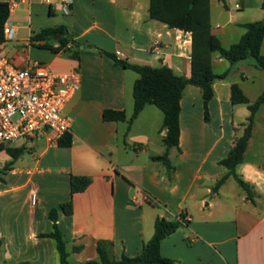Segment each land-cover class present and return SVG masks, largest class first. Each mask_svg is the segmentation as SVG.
I'll return each instance as SVG.
<instances>
[{
	"label": "crops",
	"instance_id": "obj_1",
	"mask_svg": "<svg viewBox=\"0 0 264 264\" xmlns=\"http://www.w3.org/2000/svg\"><path fill=\"white\" fill-rule=\"evenodd\" d=\"M9 1L18 0H0ZM72 1L69 15L59 11L61 0H51V4L35 1L11 9L9 21L16 37L5 40L4 36L0 42V55L18 68L28 61H40L56 74L74 70L81 74V89L63 110L71 120L70 133L50 141L53 133L48 131L26 144L0 148V171L13 163L6 174H0V264H62L56 239L44 236L54 232L53 209L60 212L58 227L70 264L97 259L101 241L108 244L114 259L124 254L137 256L154 236L158 218L181 216L185 217L182 226L161 246L162 254L177 264H264V147L258 157L253 148L264 104L256 116L244 162L237 169L250 193L233 177L218 192L213 190L228 173L221 161L243 135L250 116L249 108L237 112L238 104L232 103V91L227 94V88L237 84L254 101L264 89L253 100L247 84L255 86L264 70L251 58L231 65L219 53L212 54L214 72L218 74L215 68L224 66L237 81L214 84L209 120L201 89L187 87L181 101L180 147L168 152L170 173L163 162L153 160L168 151L159 112L147 105L129 128L133 114L128 112L127 77L134 70L117 65L99 49L133 64L167 65L189 78L191 33L152 19L150 0L144 4L141 0ZM218 1L227 10L226 21H214L211 0L212 33L223 45L226 38L231 45L238 43L248 22L232 13L226 0ZM241 2L236 5L239 9L246 0ZM259 4L264 10V2ZM60 25L81 44L79 60L34 39L44 29ZM52 44L58 47V42ZM106 110L125 111L128 120H106ZM138 123L141 127L137 128ZM68 135L72 144L61 146L59 142ZM7 148L25 152L14 159ZM73 176L92 182L87 190L73 195ZM232 180L239 189L230 186ZM33 191L35 205L31 203ZM70 201L72 213L66 214L61 206Z\"/></svg>",
	"mask_w": 264,
	"mask_h": 264
},
{
	"label": "trees",
	"instance_id": "obj_2",
	"mask_svg": "<svg viewBox=\"0 0 264 264\" xmlns=\"http://www.w3.org/2000/svg\"><path fill=\"white\" fill-rule=\"evenodd\" d=\"M225 2V0H220ZM150 17L167 24L170 28H177L192 35V74L189 78L177 75L172 68L167 65L153 67L150 65L133 64L118 57L117 54L99 49L100 53L108 56L117 65L125 69L134 70L139 74V78L134 86V113L128 120L125 111L106 110L104 117L110 121H127L131 128L135 119L142 113L147 105L157 106L164 114L162 130L166 131L164 143L168 151L163 156L153 157L154 161L163 162L171 173L173 167L168 159V152L171 148L180 147V115L182 111L181 101L185 91L189 86L201 89L205 117L209 120V103L214 98V84L217 80L226 79L230 75V70L223 74H216L212 68V54L219 53L220 56L234 65L247 59H254L256 66L264 70V54L262 45L264 42V21H254L244 24L245 34L238 43L226 48L221 39L212 33L211 23V0H150ZM10 18V6L8 2H0V42H4V26ZM37 41H46L45 48L59 52L64 51L72 58L79 60V48L81 44L70 34L68 28L60 25L53 28L44 29L34 38ZM52 41L58 42V47H54ZM72 44V47L69 45ZM92 47V46H91ZM231 100L234 105L247 104L250 110L245 125L244 133L237 138L228 156L221 161V164L228 169L214 186V192L220 188L231 177L235 178L238 184L250 193L248 184L238 175L237 169L244 162V157L249 147L256 116L264 104V92L254 101H251L239 85H232ZM61 146L72 144L71 136L60 141ZM3 147V146H2ZM0 147V148H2ZM7 152L14 158H20L25 149L7 148ZM13 163H8L0 174H6ZM92 180L88 177L73 176L71 181L72 194L84 192L90 186ZM72 201L61 206L66 214L72 213ZM59 210L53 209L50 217L54 222V232L45 237L56 239L58 250L61 255L62 264H70L67 252L66 241L58 227ZM185 217L167 219L158 218L155 225L154 236L144 244L141 253L131 257L123 255L117 260L110 256L109 246L106 242L98 243V258L88 260L81 264H177L173 259L162 254V241L174 234L183 224ZM28 264V263H22Z\"/></svg>",
	"mask_w": 264,
	"mask_h": 264
},
{
	"label": "built area",
	"instance_id": "obj_3",
	"mask_svg": "<svg viewBox=\"0 0 264 264\" xmlns=\"http://www.w3.org/2000/svg\"><path fill=\"white\" fill-rule=\"evenodd\" d=\"M35 1L52 3L51 0L8 3L11 11L20 4ZM72 3V0H61L59 11L69 15ZM4 36L5 40L16 37L15 28L9 20L4 26ZM80 89L79 70L56 74L40 61H28L24 68H18L0 55V147L26 144L48 131L53 133L50 141H58L70 133L71 120L63 114V110ZM31 203H37L35 191L31 193Z\"/></svg>",
	"mask_w": 264,
	"mask_h": 264
},
{
	"label": "rangeland",
	"instance_id": "obj_4",
	"mask_svg": "<svg viewBox=\"0 0 264 264\" xmlns=\"http://www.w3.org/2000/svg\"><path fill=\"white\" fill-rule=\"evenodd\" d=\"M140 2H142L143 4L148 2V0H141ZM264 2V0H246V4L244 6V8H237V4H242L241 0H226L225 4L227 5V8L230 9L232 11L233 14H235L237 16L238 19H241L244 22H252V21H260L264 19V10L262 9V6L259 3ZM213 16H214V21L216 23H224L226 21V13L227 10L224 8L223 4L221 2H219L218 0H213ZM225 39V38H224ZM229 38L225 39V47H229L232 43V41L228 40ZM226 67L224 66H220V67H216L215 71L218 74H223L226 72ZM263 75L262 77L258 78L255 86H250L251 84L248 83L247 85L249 86L250 90L249 96L250 98H252L253 100L256 98V96L259 93L263 92L264 89V71H262ZM130 77H127V87H128V99H129V110L128 112L130 114L134 113V86H135V79L139 78V74L136 73L135 71H129ZM224 80V81H222ZM222 80H217L216 82L219 84V86L222 83H234L236 80L235 77H230L228 76L226 79H222ZM252 82V81H251ZM192 89H195L193 87H189ZM232 88H230V86L227 88V94L230 93L232 90ZM222 93H226L224 91V88H222ZM152 108L154 110H156L157 112H159L160 114V118H161V124L163 125L164 122V114L163 112L155 105L152 106ZM247 108H249V106L247 104H238V106H236V110L237 112H239V110L241 109H245L247 110ZM249 110V109H248ZM236 119L239 121L238 116L236 117ZM163 121V122H162ZM141 127V123H138L137 128ZM162 129V127H161ZM159 134V133H158ZM159 137V136H158ZM262 147H264V108L261 111L260 117L258 119V123H257V127H256V140H255V145H254V154L256 157H258V154H260L262 150ZM231 187L234 188H238L239 186L232 180L230 183Z\"/></svg>",
	"mask_w": 264,
	"mask_h": 264
}]
</instances>
